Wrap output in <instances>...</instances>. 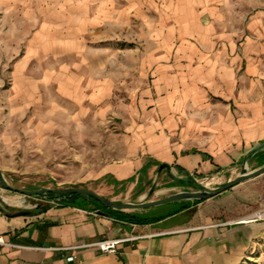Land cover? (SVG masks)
Segmentation results:
<instances>
[{"label": "crops", "instance_id": "crops-1", "mask_svg": "<svg viewBox=\"0 0 264 264\" xmlns=\"http://www.w3.org/2000/svg\"><path fill=\"white\" fill-rule=\"evenodd\" d=\"M19 1L0 0V37L16 34L10 50L33 64L20 75L52 88L43 106L72 135L82 125L116 142L78 182L210 181L215 192L264 167V0ZM182 201L176 214L99 201L41 200L49 208L32 216L0 208V264H264V174ZM111 239L123 240L115 253L95 245Z\"/></svg>", "mask_w": 264, "mask_h": 264}, {"label": "rangeland", "instance_id": "rangeland-1", "mask_svg": "<svg viewBox=\"0 0 264 264\" xmlns=\"http://www.w3.org/2000/svg\"><path fill=\"white\" fill-rule=\"evenodd\" d=\"M12 2L14 5L20 3L19 0ZM14 19L17 20L15 12L12 15L13 24ZM0 30L4 29L0 27ZM11 38L15 40L18 36L0 37V174L8 186L25 191L71 186L89 190L103 189L104 198L124 204L146 203L181 192H200L203 189L206 193L213 192L210 181L190 182L188 187H173L175 189L160 185L157 181L146 185L140 183L133 189L132 183L112 188V181L104 179L94 182L97 189L87 187L89 182H78L77 179L84 180V177L92 173L89 171L93 162L101 160L107 146L116 142L108 140V135H92L82 125H78L77 135H72L68 124L55 123L53 113L56 107L51 104V107H44V99H41L43 92L51 94L52 88L40 93L26 83L24 79L28 76L20 75L24 68L20 63L22 53L15 45L10 50ZM32 68L33 64H29L24 69L29 71ZM252 167H256L254 162ZM41 200L57 201L44 199L40 195L27 196L0 186V208L10 216L34 210L37 205H43ZM187 201L192 200L182 202ZM180 203L173 201L147 209L152 214H159L175 210Z\"/></svg>", "mask_w": 264, "mask_h": 264}, {"label": "water", "instance_id": "water-1", "mask_svg": "<svg viewBox=\"0 0 264 264\" xmlns=\"http://www.w3.org/2000/svg\"><path fill=\"white\" fill-rule=\"evenodd\" d=\"M160 168H162V167H160ZM262 174H264V167L258 169L255 172H252L249 174H243L238 179H236L235 181L225 185L221 189H219L215 192H212V193H206L204 191L181 192V193H177V194L171 195L169 197H166V198H163L160 200L149 201V202L141 203V204H115V203H111V202L107 201L106 199H104L103 197L96 194L95 192L90 191L88 189L65 188V189H40V190H34V191H25V190L15 189V188L8 186L5 183V181L1 177V174H0V186L5 188V189L11 190V191H16L18 193H21V194H24L27 196L43 195V194H47V193H53L55 195L79 194V195H85V196L92 197V198L96 199L97 201H99L105 207H111V208H115V209H146V208L158 206V205L165 204L168 202H173V201L209 199L211 197H214V196L232 188L233 186L238 185L239 183H241L245 180L258 177ZM48 208H49L48 205H45V206L37 205L33 211H23L21 213L16 214V216L38 215L39 213L46 211Z\"/></svg>", "mask_w": 264, "mask_h": 264}, {"label": "trees", "instance_id": "trees-1", "mask_svg": "<svg viewBox=\"0 0 264 264\" xmlns=\"http://www.w3.org/2000/svg\"><path fill=\"white\" fill-rule=\"evenodd\" d=\"M40 196H43L44 199H47V200L56 199L57 201H60L63 205H66V206H77L78 207V206H81V205L86 204L88 202L100 205L98 203V201H96L95 199H93L89 196L79 195V194L55 195L53 193H47V194H43ZM197 201H199V200H194V202H197ZM187 205H184L181 208H179L178 210L173 211V213H171V214H176V213L180 212L181 210L188 208ZM121 217L124 219H128L131 222H138V223H147V222H151V220H152L149 217L140 218V217L135 216V215H125V214L121 215Z\"/></svg>", "mask_w": 264, "mask_h": 264}, {"label": "built area", "instance_id": "built-area-1", "mask_svg": "<svg viewBox=\"0 0 264 264\" xmlns=\"http://www.w3.org/2000/svg\"><path fill=\"white\" fill-rule=\"evenodd\" d=\"M258 218L261 219V215L258 214ZM133 239H135V237H130L127 240H133ZM121 241L123 240L122 239L102 240V241H98L95 245L98 246L103 253L110 254L116 252L117 244ZM3 243H4L3 239L2 237H0V244Z\"/></svg>", "mask_w": 264, "mask_h": 264}]
</instances>
